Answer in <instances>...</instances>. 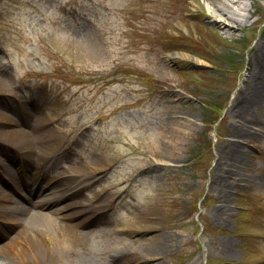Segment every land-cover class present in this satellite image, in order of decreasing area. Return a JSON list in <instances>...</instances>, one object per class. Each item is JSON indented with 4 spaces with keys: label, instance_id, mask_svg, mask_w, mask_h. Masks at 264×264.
<instances>
[{
    "label": "rangeland",
    "instance_id": "rangeland-1",
    "mask_svg": "<svg viewBox=\"0 0 264 264\" xmlns=\"http://www.w3.org/2000/svg\"><path fill=\"white\" fill-rule=\"evenodd\" d=\"M224 2L0 0V111L48 112L42 153L89 181L64 203L104 206L69 238L77 258L264 264V0H227L233 27L209 17Z\"/></svg>",
    "mask_w": 264,
    "mask_h": 264
},
{
    "label": "bare ground",
    "instance_id": "bare-ground-1",
    "mask_svg": "<svg viewBox=\"0 0 264 264\" xmlns=\"http://www.w3.org/2000/svg\"><path fill=\"white\" fill-rule=\"evenodd\" d=\"M230 2L239 7L243 5L242 0H230ZM230 2L225 0L222 5L211 6L209 17L225 26L233 27V21L236 19L233 15ZM245 10L247 12L250 11L248 6ZM182 55L186 57L191 56L188 53H183ZM194 60L203 61L197 56L194 57ZM0 122L15 121L0 111ZM0 136L5 137L7 143L16 146L17 156L22 161L28 156L34 160L32 156L35 155L34 149L47 141L43 135L34 137L29 131L15 127V125L9 127L6 125L0 126ZM40 161L43 160L40 159ZM1 167H3L4 173L11 178L12 176L5 162L2 163ZM75 176L82 177L86 176V174L80 172V174ZM53 179L49 178L47 183H53ZM79 183H82V181L78 182L77 185H80ZM73 192L71 190L60 191L56 188L54 191L45 194L39 203L25 205L8 197L0 186V211L3 214H7H4L6 217H11L10 219L16 222L10 242H8L6 247L0 248V253L5 254L8 260L0 259V264H18L17 260L21 262L23 260H32L40 263L39 261L44 260L42 257L48 259V262L49 260H53L57 264L61 259H67L71 264H93L82 256H78L77 258L76 255L80 252V249H75L73 243H70L69 238L71 235L75 233L79 236L81 235L79 228L82 221L70 223L69 218L73 217L76 213L68 212L72 206L74 207L78 203L72 202L60 205V202L68 198ZM41 206L45 208L49 207L50 210L45 211L40 209L39 207ZM71 230L75 232L70 235L66 233V231L71 233ZM7 248L10 249L7 250Z\"/></svg>",
    "mask_w": 264,
    "mask_h": 264
}]
</instances>
